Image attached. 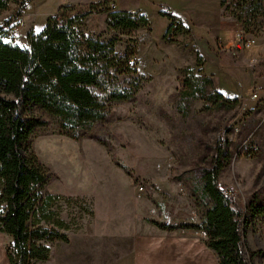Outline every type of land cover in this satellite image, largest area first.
<instances>
[{
	"label": "rangeland",
	"instance_id": "rangeland-1",
	"mask_svg": "<svg viewBox=\"0 0 264 264\" xmlns=\"http://www.w3.org/2000/svg\"><path fill=\"white\" fill-rule=\"evenodd\" d=\"M54 1H10L7 9L0 12V27L15 24L21 26V30L9 36L8 41L27 45V34L39 32L47 18L57 14L60 6L53 5ZM141 1L155 9L151 2ZM22 2L26 5L17 16ZM221 2L224 3L221 6L223 14L234 23L224 42L219 40L218 34L208 30V26L190 24L192 37L181 35V42H174L184 48L183 57L178 59L167 45L153 41L149 26L120 36L115 50L122 54L127 47L134 49L131 59L137 65V73L143 77L134 97L114 103L106 120L96 123L90 132L77 139L56 133L55 125L50 122L38 128L24 144V154L34 156L52 176L46 192L64 190L66 193L60 194L59 204L69 220L88 218L90 214L79 208V205L85 207L83 204L89 205L93 212L102 210L104 215L108 214L111 211L109 202L115 213L136 209L138 222L199 224L203 208L198 204L197 194L192 192L193 176L200 167L209 165L220 136L227 140L231 155L220 171V185L234 188L241 207L252 203L261 205L264 210V17L256 21H263L262 28L251 27L252 32H244L241 23L230 13L237 0ZM212 5L207 6L209 12ZM73 6L77 10L87 9V4ZM193 7L200 6L194 3ZM143 8L151 18L152 10ZM160 10L174 14L168 9ZM176 14L187 16L183 12ZM85 23L87 29L92 27L101 38L113 35L107 29L103 33V21ZM150 24L153 33L159 34L163 22L154 19ZM240 31L243 41L255 39L250 47L238 42ZM200 37H205L208 44L201 43ZM186 67L196 76L203 71L201 76L210 77L213 89L223 97L241 100L242 109L234 120L236 106L215 108L202 100H181L182 80L188 75L182 69ZM128 78L122 76L121 80L126 82ZM254 93L256 98H252ZM183 105L185 108L180 112L179 106ZM236 123L241 126L239 141L254 133L252 139L258 144L256 153H238L237 144L228 141L230 128ZM77 184L80 194L76 193ZM139 186L142 191L138 190ZM102 191L111 196L104 200L100 197ZM67 197L83 200L77 204L68 203ZM244 220L247 246L251 251H263L253 257V264H264V215L252 216L248 211ZM8 242L6 237L0 240L4 248Z\"/></svg>",
	"mask_w": 264,
	"mask_h": 264
},
{
	"label": "trees",
	"instance_id": "trees-1",
	"mask_svg": "<svg viewBox=\"0 0 264 264\" xmlns=\"http://www.w3.org/2000/svg\"><path fill=\"white\" fill-rule=\"evenodd\" d=\"M10 1L0 0V12ZM25 5L21 3L17 16ZM101 12L106 14L107 32H113L110 37L101 38L86 28V18ZM160 13L170 20L164 40L175 42L178 34L191 33L177 17ZM230 13L244 32L263 27V21L256 22L264 17L263 0H237ZM148 26L147 17L139 11L114 10L100 1L86 10L60 6L39 32L27 34L25 46L8 41L7 27H0V233L10 237L5 247L9 264L47 260L49 243L69 242L64 231L73 225L60 217L61 196L46 192L52 176L34 156L24 154V144L50 122L56 133L77 139L106 120L114 103L132 99L143 81L136 63H128L135 51L127 47L120 54L115 45L120 36ZM182 72L188 75L182 80L181 100H202L215 108L236 106L232 119L238 116L241 100L223 97L213 89L210 77L201 76L203 71L196 76L186 67ZM122 76L129 80L122 81ZM183 108L185 105L179 106V111ZM230 157L227 140L220 136L209 165L193 176L192 192L203 208L199 224H153L166 231H205L202 241L215 253L218 264H253V257L263 251H251L247 246L244 218L248 211L256 216L264 215V210L252 203L241 207L229 188L220 185V171ZM82 200L66 198L68 203ZM83 206L79 205L83 212L93 213L89 205Z\"/></svg>",
	"mask_w": 264,
	"mask_h": 264
},
{
	"label": "crops",
	"instance_id": "crops-1",
	"mask_svg": "<svg viewBox=\"0 0 264 264\" xmlns=\"http://www.w3.org/2000/svg\"><path fill=\"white\" fill-rule=\"evenodd\" d=\"M100 1H106L109 7H114V10L139 11L144 14L149 21V33L153 41L156 43L161 41L163 45H167L166 47L176 54L178 59L183 57L181 53L184 52V48L177 43L163 40L170 20L160 13L163 11L160 10L161 8L174 13L170 14L177 17L190 31L192 29L190 24L193 25V23L198 26H208V30L218 34L221 42L225 41L227 32H231L232 29L233 20L223 14L220 0H147L148 3L151 2L154 5L155 9H150L141 0H55L53 5L80 6L87 4L85 8H88L90 4ZM194 3H197L200 7L194 8ZM211 3H213L212 10L209 12L207 6ZM143 6L152 10L153 16L151 18L148 10ZM182 12L187 16L176 14ZM152 19L163 22L157 35L153 33L151 28L150 21H153ZM85 21H103L105 26L103 33H106L105 13H92ZM20 28L21 26H18L16 32ZM88 31L95 33L92 27ZM178 35L176 40L181 42L182 36L181 34ZM190 35L192 37L191 33ZM200 38L202 39L201 43L208 44L205 37ZM193 42L194 39L192 38V45ZM183 45L186 46L187 43ZM68 187L66 185V189ZM76 190V193L80 194L79 184L76 185ZM48 193L59 196H61L60 194H66L64 190L63 192L60 190ZM110 196L111 194L106 196L104 191L100 193V197H103L104 200ZM107 204L111 207L108 214L105 213L104 215L101 210L99 212L94 211L87 219L78 217L73 225L64 231L69 238V242L54 241L49 243L48 259L36 264H218L215 253L203 243L199 230H161L153 224H147L143 221L138 222L137 210L134 208L115 213L112 210V204L109 202ZM93 216L100 219L93 218ZM60 217L66 222L70 221L67 214H63L61 210ZM154 222L159 221L155 220ZM3 237L8 238L10 241L9 236L0 233L1 242ZM0 264H9L5 248L1 244Z\"/></svg>",
	"mask_w": 264,
	"mask_h": 264
},
{
	"label": "built area",
	"instance_id": "built-area-1",
	"mask_svg": "<svg viewBox=\"0 0 264 264\" xmlns=\"http://www.w3.org/2000/svg\"><path fill=\"white\" fill-rule=\"evenodd\" d=\"M263 5H264V0H263ZM17 29H18L17 25H15V24L9 25L7 27V31L9 33V36H13V34L16 33ZM237 36H238V42H240L242 46L250 47L255 42L254 38H249V39H246L245 41H243L241 31L237 34ZM131 62H132V60L128 61L129 64H131ZM256 97H257V95L254 93L252 95V98H256ZM240 131H241L240 124L239 123L234 124L233 127L230 129V137H229L228 141L231 143H235V145L237 144V152L238 153L247 154V155H252V154L256 153L258 151V144L252 139L254 133L252 132V133L247 134L246 135L247 137L244 141H239L238 135H239ZM228 188H229V191L233 194V196L236 197L235 194L233 193L234 188L233 187H228ZM138 190L142 191V187L139 186ZM199 234L203 238L206 237V232L203 230H200Z\"/></svg>",
	"mask_w": 264,
	"mask_h": 264
}]
</instances>
